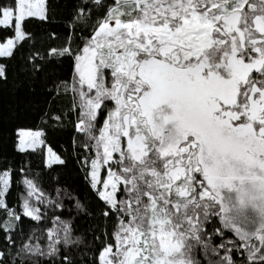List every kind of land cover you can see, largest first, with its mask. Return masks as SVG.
I'll list each match as a JSON object with an SVG mask.
<instances>
[{"label": "snow or ice", "instance_id": "snow-or-ice-1", "mask_svg": "<svg viewBox=\"0 0 264 264\" xmlns=\"http://www.w3.org/2000/svg\"><path fill=\"white\" fill-rule=\"evenodd\" d=\"M87 2L73 23L87 18ZM29 18L47 19L46 0L0 5V28L14 31L0 43V57L12 56L30 37ZM93 28L82 49L74 51L69 36V46L52 49L51 55L74 56L77 129L85 134L83 147L96 153L83 161H90L92 187L101 183L102 165L119 166V171L108 168L98 193L109 207L104 215L111 212L118 221L115 244L106 242L100 264H197L196 245L216 255L224 249L216 264H234L226 245L213 247L204 235L205 222L214 216L244 242L238 250L248 253L250 264H264V228L249 233L227 220L222 194L244 179L238 172L264 171V0H116ZM105 70L111 73L108 86ZM0 78H5L2 64ZM61 87L69 89L56 85ZM107 100L115 107L95 136L98 110ZM41 135L20 131L18 150H35L43 144ZM48 153L49 166L63 163L50 148ZM10 172L0 173V209L10 217L0 228L9 244L20 220L4 199ZM24 183L23 215L41 220L40 209L28 199L37 186L31 179ZM121 185L124 198L118 200ZM49 239L47 253L38 244H24L20 252L55 256L57 244L75 242L71 224L58 217ZM9 254L0 251V264ZM64 264L71 259L64 257Z\"/></svg>", "mask_w": 264, "mask_h": 264}, {"label": "trees", "instance_id": "trees-1", "mask_svg": "<svg viewBox=\"0 0 264 264\" xmlns=\"http://www.w3.org/2000/svg\"><path fill=\"white\" fill-rule=\"evenodd\" d=\"M9 3L14 0H0V5ZM81 3L83 0H46L47 19L29 18L25 30L30 37L18 43L12 56L0 57V64L5 66V78H0V171L11 170L10 188L4 199L7 208L20 215L11 244L0 228V251L10 253L4 258L5 264H64L66 256L72 264H100L98 254L106 242L114 245L117 218L111 212L104 215L109 207L92 187L87 178L88 167L83 162L84 156L92 157L95 149L83 147L86 137L77 129L81 110L76 93L71 91L74 56L51 55L52 49L69 46V36L70 47L74 51L82 49L93 34V25L103 19L116 0H101L99 5L88 0L84 5L86 10L91 9L87 18L73 23ZM13 33L12 29L0 28V41ZM58 84H67L69 89L57 90ZM113 105V101L107 100L98 110L95 136ZM18 128L39 129L43 145L63 163L49 166L44 160L43 145L35 150L19 151L15 146ZM122 140L123 136L121 146ZM26 179L37 186L34 203L42 213L41 220L23 215L21 204L28 191ZM119 190L123 192V187ZM58 217L71 224L73 244H57L59 252L55 256L20 252L24 244H38L47 253L51 243L49 230L57 227ZM9 219L0 209V224ZM204 235L211 237L213 247L226 245L234 264H250L248 253L238 250L243 249L244 242L231 227L224 228L219 216L205 222ZM254 243L258 245L259 241ZM224 254V249L216 255L201 245H196L193 251L197 264L210 261L216 264Z\"/></svg>", "mask_w": 264, "mask_h": 264}, {"label": "clouds", "instance_id": "clouds-1", "mask_svg": "<svg viewBox=\"0 0 264 264\" xmlns=\"http://www.w3.org/2000/svg\"><path fill=\"white\" fill-rule=\"evenodd\" d=\"M169 134L173 130L169 129ZM237 175L244 179L236 180L231 188L223 189L224 217L245 232L264 228V171L257 170L252 174L240 171ZM247 220V226L242 221Z\"/></svg>", "mask_w": 264, "mask_h": 264}, {"label": "rangeland", "instance_id": "rangeland-1", "mask_svg": "<svg viewBox=\"0 0 264 264\" xmlns=\"http://www.w3.org/2000/svg\"><path fill=\"white\" fill-rule=\"evenodd\" d=\"M12 36H14V33H13ZM12 36H11V37H12ZM5 40H6V39H5ZM5 40H4V41H0V43H4ZM84 46H85V45H84ZM74 70H75V61H74ZM110 77H111L110 70H105V84H106V86L110 85ZM76 96H77V94H76ZM77 98H78V97H77ZM78 100H79V99H78ZM113 103H114V105H113V107H112L111 109H114V107H115V102L113 101ZM107 117H108V116L105 117V120L107 119ZM105 120H104V121H105ZM77 123H78V122H77ZM103 125H104V122H103L102 126L100 127L99 132L97 133L96 136H99L100 130L103 128ZM20 131H25V132H27V131H31V132H41L39 129H36V128H34V129H31V128H18V129L16 130V133H17V135H16V143H15L16 148H17V144H18V140H19L18 133H19ZM40 139H41V137H40ZM41 140H42V139H41ZM122 143H123V144H122L121 148L126 149V147H127V138H126V137H123ZM42 145H43V144L39 145L38 147H40V146H42ZM48 149H49V147H48L47 145L44 144V145H43V150H44V160H45L46 163H47V160L49 159ZM95 154H96V153H94V155H93L92 157H94ZM118 158H119V154H118V153H114V154H113V159L115 160V159H118ZM87 167H88V169H87V178H88V180H89L90 183H91V177H90L91 166H90V161H89V163L87 164ZM109 167H112L113 170H115V171H119V166H118V165H114V164H112L111 162H110L109 165H102V167H101V172H100L101 183H100L99 185H97L96 188H94V189L96 190V193H97V194H98L100 191H103V190H104V189H103V180H104V179L106 178V176H107V171H108V168H109ZM5 171H7V170H1L0 173L5 172ZM193 175L196 176V178H197L198 181L203 182V183H206L205 181H203V177H202L201 175H199V174H197V173H193ZM178 183H179V182H178ZM91 185H92V184H91ZM194 186H195V185H194ZM120 187H121V189H122L123 185L119 186V189H120ZM109 190H110V189H109ZM197 191L199 192L200 189L198 188ZM27 193H28V191L26 192V194H27ZM98 195H99V194H98ZM26 196H27V195H26ZM24 198H25V197H24ZM24 198H23V200H24ZM35 198H36V194L33 195V196H31V197H28L30 203L33 204L35 207H37V205H35V203H34V202L36 201ZM122 198H124V192H122V190H119V194L117 193V199L119 200V199H122ZM34 199H35V200H34ZM23 200H22V204H23ZM22 204H21V208H22ZM22 211H23V208H22ZM242 223H245V226H247V220L242 221ZM235 225H236L237 227H239V225H237V224H235ZM114 244H115V240H114ZM102 251H103V250H102ZM102 251H100V253L98 254V257H100V254H101ZM113 251H115V249H113Z\"/></svg>", "mask_w": 264, "mask_h": 264}]
</instances>
